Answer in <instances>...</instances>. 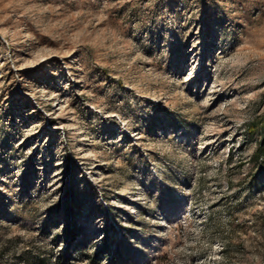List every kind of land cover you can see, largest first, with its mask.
<instances>
[{
  "label": "rangeland",
  "instance_id": "1",
  "mask_svg": "<svg viewBox=\"0 0 264 264\" xmlns=\"http://www.w3.org/2000/svg\"><path fill=\"white\" fill-rule=\"evenodd\" d=\"M263 115L264 0H0L1 264H264Z\"/></svg>",
  "mask_w": 264,
  "mask_h": 264
},
{
  "label": "trees",
  "instance_id": "2",
  "mask_svg": "<svg viewBox=\"0 0 264 264\" xmlns=\"http://www.w3.org/2000/svg\"><path fill=\"white\" fill-rule=\"evenodd\" d=\"M261 132V139L257 145L256 151L253 155L254 159L259 160L260 158H264V115L259 117L258 119L252 121L249 125V130L248 132H250L251 134H254L256 132ZM115 260L116 258L111 255L109 257V264H115ZM97 261V259H96ZM27 264H33L34 263V259L32 258H27L26 259ZM1 264V262H0Z\"/></svg>",
  "mask_w": 264,
  "mask_h": 264
},
{
  "label": "bare ground",
  "instance_id": "3",
  "mask_svg": "<svg viewBox=\"0 0 264 264\" xmlns=\"http://www.w3.org/2000/svg\"><path fill=\"white\" fill-rule=\"evenodd\" d=\"M55 105L56 106L61 105V101L57 102ZM61 107H62V105H61Z\"/></svg>",
  "mask_w": 264,
  "mask_h": 264
}]
</instances>
